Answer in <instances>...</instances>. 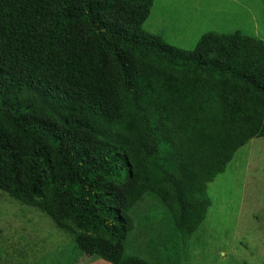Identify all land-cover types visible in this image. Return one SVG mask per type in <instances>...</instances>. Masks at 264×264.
Listing matches in <instances>:
<instances>
[{
	"label": "trees",
	"instance_id": "16d2710c",
	"mask_svg": "<svg viewBox=\"0 0 264 264\" xmlns=\"http://www.w3.org/2000/svg\"><path fill=\"white\" fill-rule=\"evenodd\" d=\"M155 1L0 0V193L67 235L50 264H150L148 228L187 248L209 185L264 138V41L180 49L146 29Z\"/></svg>",
	"mask_w": 264,
	"mask_h": 264
},
{
	"label": "rangeland",
	"instance_id": "374dc122",
	"mask_svg": "<svg viewBox=\"0 0 264 264\" xmlns=\"http://www.w3.org/2000/svg\"><path fill=\"white\" fill-rule=\"evenodd\" d=\"M145 27L183 50L210 32L239 31L264 41V1L156 0ZM208 194L211 214L185 249L177 239L162 240L156 233L160 230H144L142 225L137 246L150 264H156L161 253L167 264H264V138L239 149L225 173L209 185ZM160 213L151 200L137 209L142 222ZM67 243V235L64 238L43 214L0 193V264H39L42 258L50 264V254L58 251L64 260L71 259ZM74 264L106 263L78 256Z\"/></svg>",
	"mask_w": 264,
	"mask_h": 264
}]
</instances>
